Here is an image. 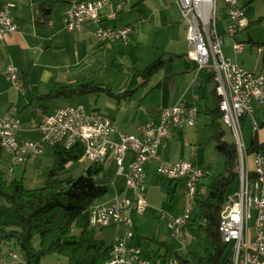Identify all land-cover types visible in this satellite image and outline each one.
I'll use <instances>...</instances> for the list:
<instances>
[{
	"label": "crops",
	"instance_id": "0c3cea01",
	"mask_svg": "<svg viewBox=\"0 0 264 264\" xmlns=\"http://www.w3.org/2000/svg\"><path fill=\"white\" fill-rule=\"evenodd\" d=\"M69 1L0 0V11L10 5L9 19L17 27L15 32L4 35L0 42V114L15 111L21 128L16 134V140L18 142L38 141L40 134L36 127L41 118L44 115L53 114L59 108L71 106L72 101L70 102L69 99L45 98V95L59 87H74L80 83L92 81L109 86L112 93L115 92V95L120 98L114 99L117 101L109 103L108 106L89 110L98 112L108 120L116 132L127 135H137L140 125L147 122L157 123L160 111L171 108L177 103L195 106L199 112L195 125L181 131L171 129L157 153L162 161L169 163L192 161L197 165L200 163L208 165L203 154L198 158L199 147L203 144L198 125L202 114L210 123L209 113L217 108L218 97L216 92L214 93L215 83L212 72L208 69L199 70L196 63L187 55V29L175 0H111L100 12L102 24L131 29L126 43L113 41L111 44L97 43L94 38L98 26L96 22H87L78 31H67L64 28L62 18ZM240 3L243 7L242 0ZM111 13L115 14V18L111 21H103ZM244 15L250 17L249 11L247 13L245 9ZM220 18L222 29L219 32L216 28L217 20L215 28L222 36L223 56L247 72L264 75L260 62H251V56L245 53L242 44H240L241 52L233 51L234 42L238 43L237 35L244 29L233 38L227 37L224 35L226 20L222 12ZM163 53L173 54L172 61L146 81H142L136 71L144 69ZM7 65H12L18 71L20 87L17 90L10 86L3 75ZM254 104L252 103V113L244 116L245 120L242 122L247 123L249 119L251 120L250 137L245 136L243 140L246 149L253 137L260 144L264 142V110ZM209 123L205 126H209ZM253 123L257 127L256 133L252 129ZM2 154L0 164H6L12 172L16 166L25 170L28 161H31L33 157L29 154L24 164L13 165L11 154L6 151H2ZM45 155L46 153L38 155L37 162L41 163L40 161L44 158L47 165ZM192 156L194 160L191 159ZM132 160L133 153L128 151L123 161L121 174L116 172L115 178L109 183L108 194L96 201L94 206L110 205L116 198L130 197L129 190L125 187V176ZM157 162L153 160L144 166L145 184L149 180L148 189L146 190L145 187L144 191L147 207L143 216L131 213L134 236L132 241H128V245H137L142 258L149 264H166L163 259L155 257L158 252L155 246L147 249L148 256L143 255L144 248L140 247L139 242L140 238H148L147 235L140 236V233L149 231L146 228V224L151 220L147 219L148 214L152 213L155 216L156 205H153L154 197L150 191L156 187L153 175L157 174ZM102 165L109 170L115 165V161L109 157ZM19 173L14 171L10 177L17 179L14 175ZM169 182L168 187L163 190L167 188L168 191L185 194V185L182 181L169 180ZM182 214H184L183 207L178 208L172 216L163 217L158 228L153 230V237L160 242L175 246L169 235V219ZM105 229H111L107 232V238L111 239L109 246L113 244L117 236L127 231V227L123 224ZM185 243V248L180 246L181 249L189 250L190 246L187 242ZM152 248H155V252ZM177 252L180 253L179 248ZM182 256L186 257L183 254Z\"/></svg>",
	"mask_w": 264,
	"mask_h": 264
},
{
	"label": "built area",
	"instance_id": "2783aa9c",
	"mask_svg": "<svg viewBox=\"0 0 264 264\" xmlns=\"http://www.w3.org/2000/svg\"><path fill=\"white\" fill-rule=\"evenodd\" d=\"M111 0H70L63 14L62 22L67 31H78L87 22H96L94 38L99 44L113 41L126 43L130 27L103 25L100 12ZM187 29L189 59L197 68L212 72L215 92L219 98L220 118L230 128L236 138L238 152L239 190L227 195L221 210L218 232L223 243L230 248L232 264H264V156L251 155L253 168L248 164L243 143L241 118L253 111L252 103L264 110V75L250 73L234 64L221 52L222 36L217 32L216 0H175ZM222 14L226 20L224 35L233 38L248 26L240 0H223ZM7 5L0 11V42L4 35L15 32ZM115 14L107 15L103 21H111ZM233 51L239 53L242 45L234 43ZM261 51V50H259ZM5 79L14 89H19L18 71L12 65L3 70ZM198 109L193 105L177 103L160 111L157 123L140 125L137 135L116 132L110 122L98 112L82 106H68L57 109L53 114L44 115L37 128L40 139L36 142L16 140L20 131V121L14 110L0 114V147L11 154L13 165H22L26 157L39 153L45 144L63 145L69 149L74 144L84 147L83 158L90 164H103L112 157L121 174L126 153H133L125 178V187L130 197L114 199L110 205H95L89 214L93 228H107L123 224L127 231L117 236L111 245L110 255L104 264H149L141 256L137 245H128L134 236L131 213L143 216L147 207L144 199V166L157 160L156 172L159 176L182 181L185 185L187 207L184 214L170 218L168 227L177 243L185 248L181 231L190 220L194 208L197 184L202 171L192 161L169 163L158 156V148L164 143L171 129L180 130L195 125ZM253 132L257 127L253 123ZM12 174L10 169L9 177ZM253 226L250 228V224ZM12 259L15 255L10 254ZM175 264V262H173Z\"/></svg>",
	"mask_w": 264,
	"mask_h": 264
},
{
	"label": "trees",
	"instance_id": "16d2710c",
	"mask_svg": "<svg viewBox=\"0 0 264 264\" xmlns=\"http://www.w3.org/2000/svg\"><path fill=\"white\" fill-rule=\"evenodd\" d=\"M259 49L260 64L264 69V43ZM172 59L173 54L163 53L144 69L136 71V74L142 81H146L155 72L165 68ZM100 94L120 98L112 93L109 86L92 81L74 87H59L44 97L69 99L73 96ZM209 116L212 133L210 140L223 159V170L222 173H216L209 164H198L202 176L196 187L193 208L198 214V221L190 219L187 223L203 233L204 255L196 257L195 262L191 263L178 254L174 245L160 242L156 238H140V247H157L155 257L163 259L166 264H232L230 248L221 241L218 224L228 190L238 179L240 159L236 144L224 140L219 98L217 108L210 111ZM243 120L244 116L241 122ZM52 148L53 163L40 188L28 189L18 179L9 181L0 169V198L4 201L0 206V261L3 258L1 247L13 242L21 251V264H41L43 257L53 254L65 257L67 264H104L110 255L111 246L96 237L95 228L89 223L91 208L108 194L107 186L95 182V177L103 172V165L90 164L83 175L74 178L71 172L84 159L83 145L74 144L65 149L61 144ZM2 151L0 147V155ZM246 153L248 156L257 153L264 156V142L260 144L253 137ZM36 238L37 248L34 247ZM161 251L163 254L160 255Z\"/></svg>",
	"mask_w": 264,
	"mask_h": 264
},
{
	"label": "rangeland",
	"instance_id": "374dc122",
	"mask_svg": "<svg viewBox=\"0 0 264 264\" xmlns=\"http://www.w3.org/2000/svg\"><path fill=\"white\" fill-rule=\"evenodd\" d=\"M243 2V10L246 9L247 13L249 11L250 17L248 15H245V17L250 18L249 26L238 33L237 35V41L238 44H242L245 53L251 56V62L257 61L261 62V52L259 51V47H261V44L264 43V0H242ZM223 0H216V14H217V27L218 31L222 29V19L221 12H222V6H223ZM236 43V42H234ZM264 74V70H262ZM96 84V83H95ZM101 85V84H99ZM106 86V85H104ZM115 94V92H114ZM80 98V101H79ZM116 98L108 97L103 94L100 95H83V96H73L69 98V101L71 107L72 106H78L82 105L86 111L90 108H101L103 106H108L109 103H112ZM82 100V101H81ZM254 105H257L256 103ZM261 108V107H260ZM262 109V108H261ZM246 116V115H244ZM209 121L206 119V116L204 114L201 115V121L198 125L199 134L201 137V140L203 144L201 147H199L198 152V158L201 157L203 154L204 159L206 163L210 164L214 171L216 173H222V164L223 159L222 157L216 152L214 143L210 140L211 138V130L209 126H205V124H208ZM251 120L249 119L248 122H241V129H242V135L243 140L245 136L250 137L251 129H250ZM222 127L224 130V140L230 143H236V138L234 134L231 132L230 128L227 127L222 123ZM250 129V130H249ZM249 130V132H248ZM52 146L49 144H45L43 149L39 153H32L31 161H28V165L26 166L25 170H21L19 166H16L13 168V172H20L18 175H14L18 180H22L23 184L28 189H37L40 188L43 185L44 180L47 178L48 175V167L50 168L53 159H52ZM203 151V152H202ZM46 153V162L47 165L43 161H40L41 163L37 162L40 154ZM4 154V153H3ZM2 154V155H3ZM5 155V154H4ZM37 158V160H36ZM192 160H194L193 156L191 157ZM247 161L250 166V168H253V161L251 156H247ZM90 163L86 161L85 159L81 160L76 167L71 172L72 176L74 178H77L84 174L85 169L87 166H89ZM0 169L3 171L5 179H8L9 181L14 178H9V172L10 169L6 164H0ZM20 170V171H19ZM12 172V174H13ZM117 172L116 164L112 166L111 169H107L106 167L103 169V172L95 177V182L99 185H105L109 188V183L115 178ZM11 174V175H12ZM10 175V176H11ZM155 186L153 189H151L150 193L154 197L155 206V216L152 215V213H147L149 220L146 224V228L149 229V231H144L145 233H140V236L147 235L148 238H154L153 230L155 228H158L159 222L163 220V217H169L172 216L173 213L177 211L178 208L183 207V213L184 209L187 207V197L186 193L183 195H180L179 193L174 191H168L165 187H168L169 180L166 178L160 177L158 174L155 173ZM145 184V183H144ZM182 185V184H181ZM149 186V180L146 181L145 187L146 190ZM232 187L228 190V195L235 194L239 190V180L237 179L232 185ZM185 190V188H184ZM4 204V201L0 198V206ZM172 213V214H171ZM176 218V217H173ZM191 220L198 221V214L193 209L190 216ZM142 221V220H141ZM250 228L253 226L251 223ZM111 231V229H103V228H95V234L96 237L100 240H103L106 245L111 244V239L107 238V232ZM181 240L187 242V244L190 246L189 250L181 249L180 245L177 243L176 239L172 236V233L170 231L169 235L173 239V242L176 244V248H179V255H186L188 257V260L191 263L195 262L196 257H200L204 255L205 245H204V235L202 232L198 231L196 227L194 226H186L181 231ZM186 245V243H185ZM188 246V247H189ZM34 247H38V239L36 238L34 240ZM231 247V246H229ZM228 247V248H229ZM3 258L0 261L2 264H21L23 262V257L21 254V251L18 246H16L13 242H10L8 244H5L1 247ZM152 250L155 252V248H152ZM143 255L148 256V250L143 249L142 250ZM10 254L15 255L16 259H12V256ZM41 264H67V260L63 256L59 255H47L41 259Z\"/></svg>",
	"mask_w": 264,
	"mask_h": 264
}]
</instances>
